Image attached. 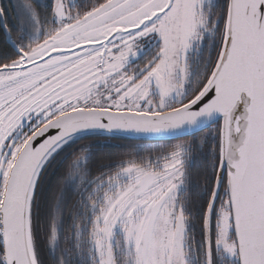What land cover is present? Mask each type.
<instances>
[{
	"label": "snow or ice",
	"instance_id": "1",
	"mask_svg": "<svg viewBox=\"0 0 264 264\" xmlns=\"http://www.w3.org/2000/svg\"><path fill=\"white\" fill-rule=\"evenodd\" d=\"M0 33V264H264V0H16Z\"/></svg>",
	"mask_w": 264,
	"mask_h": 264
},
{
	"label": "trees",
	"instance_id": "2",
	"mask_svg": "<svg viewBox=\"0 0 264 264\" xmlns=\"http://www.w3.org/2000/svg\"><path fill=\"white\" fill-rule=\"evenodd\" d=\"M9 5V2L7 0H0V6L7 7ZM3 38V34L0 33V39ZM208 129L205 130V133H207ZM205 133H200L198 135H204ZM210 139V138H209ZM101 144H109V145H124V147H105L102 149H99L100 152H113V153H120L128 150V145L135 143V141H129V140H114V141H105L103 138H99ZM89 141H84V143H88ZM118 158V157H114Z\"/></svg>",
	"mask_w": 264,
	"mask_h": 264
},
{
	"label": "rangeland",
	"instance_id": "3",
	"mask_svg": "<svg viewBox=\"0 0 264 264\" xmlns=\"http://www.w3.org/2000/svg\"><path fill=\"white\" fill-rule=\"evenodd\" d=\"M8 2H9V4L10 3H15L16 2V0H7Z\"/></svg>",
	"mask_w": 264,
	"mask_h": 264
},
{
	"label": "water",
	"instance_id": "4",
	"mask_svg": "<svg viewBox=\"0 0 264 264\" xmlns=\"http://www.w3.org/2000/svg\"><path fill=\"white\" fill-rule=\"evenodd\" d=\"M206 130V129H205Z\"/></svg>",
	"mask_w": 264,
	"mask_h": 264
}]
</instances>
